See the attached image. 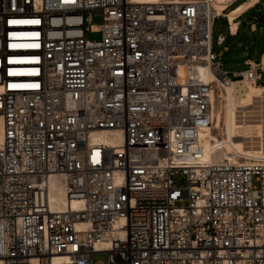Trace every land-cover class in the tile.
Masks as SVG:
<instances>
[{"label":"built area","instance_id":"built-area-1","mask_svg":"<svg viewBox=\"0 0 264 264\" xmlns=\"http://www.w3.org/2000/svg\"><path fill=\"white\" fill-rule=\"evenodd\" d=\"M214 4L0 0V264H264V161L198 149L213 94L264 71L219 68Z\"/></svg>","mask_w":264,"mask_h":264},{"label":"bare ground","instance_id":"bare-ground-1","mask_svg":"<svg viewBox=\"0 0 264 264\" xmlns=\"http://www.w3.org/2000/svg\"><path fill=\"white\" fill-rule=\"evenodd\" d=\"M133 1L152 2L156 0ZM231 1L215 0L214 6L218 13L226 16L230 30L234 31L239 14L257 0H246L223 13ZM260 64L264 68V53L261 56ZM198 71L202 79L206 80L210 77L207 67H199ZM242 81L245 85V91L240 94L237 101H233L231 97V82L213 94L212 122L209 127L203 129L198 135V149L205 160L220 161L229 159L230 161H237V158H251L264 161V149L259 146L260 144L255 147L254 144H247L249 141L244 142V138L247 139L253 137V135L259 137V140L263 136L264 85L254 84L246 79H242ZM252 106L257 109L252 111L253 114H249L247 109ZM212 129H219L218 135L213 134ZM1 138L2 118L0 116V141ZM90 138L108 146L117 145L121 141L117 131H95L90 134ZM51 187L54 191L49 194L50 206L61 210L66 204H69L64 198L63 189L58 180L54 178L51 181ZM70 206L75 208L78 206V202L72 200ZM79 226L82 227L83 225Z\"/></svg>","mask_w":264,"mask_h":264},{"label":"rangeland","instance_id":"rangeland-1","mask_svg":"<svg viewBox=\"0 0 264 264\" xmlns=\"http://www.w3.org/2000/svg\"><path fill=\"white\" fill-rule=\"evenodd\" d=\"M240 2L239 0H232L230 2V6L226 8L223 13L227 12L229 9H232L234 7V2ZM232 3V4H231ZM261 3L256 4L255 6V19H260L261 24L257 21V30H255L253 33H256V35L249 36L248 33V23L245 25L242 30L240 31L239 35L235 38H231L226 34V41L223 43V45L216 44V35L219 31L226 33L225 26L223 25L222 21L220 19H217L216 24L213 28L212 33V50L218 55L220 52H222L221 56L218 58L219 60V68L222 70H227L229 73L235 71V70H241L246 68V65L243 64V59L246 57L252 58L255 62L259 61V55L260 52H264V9L261 8ZM260 9V10H259ZM262 12V13H261ZM262 14V15H261ZM225 19V18H224ZM90 21L93 24L99 23L101 21V15L95 14L90 18ZM237 22V21H236ZM259 39L260 42L254 45L253 42H250L249 39L251 38ZM86 37L89 39H98L99 34L98 33H86ZM262 40V41H261ZM223 46H227L228 50L223 51ZM261 77H262V84L258 85H264V71H260ZM234 76H231V79H234ZM231 88V97L233 101H237L240 94L245 91V85L242 81V79L232 80L230 83ZM218 96V95H217ZM257 108H254L253 106L248 108L249 114H253V110ZM252 112V113H251ZM248 114V113H247ZM213 134L218 135L219 129H212ZM263 136L259 140V137H253L244 138V142H248L247 144H254L253 146L258 147L261 146L264 149V126L262 130ZM252 138V140H251ZM257 138V139H256ZM247 140V141H246ZM253 142V143H252ZM260 142V143H259ZM172 183L175 185H179L184 181V177L179 174L175 173L172 177ZM184 201H180L178 204H182ZM92 260L93 261H103L104 263H107V253H96L92 254Z\"/></svg>","mask_w":264,"mask_h":264},{"label":"crops","instance_id":"crops-1","mask_svg":"<svg viewBox=\"0 0 264 264\" xmlns=\"http://www.w3.org/2000/svg\"><path fill=\"white\" fill-rule=\"evenodd\" d=\"M240 2H234V7L239 5L240 3H243L244 1L246 0H239ZM258 3H261V8L264 9V0H257L256 2H254L252 5H250L248 8H246L241 14H239V16L237 17L236 19V27L234 29V31H228V28H227V24H226V16L221 14V17L219 18L220 20H223L222 23L223 25L225 26V30H226V33H223L221 31L218 32V34H224L225 35V39H224V42L226 41V34L231 37V38H235L239 35L240 31L242 30V28L247 25L248 23V33H249V36H252V35H256V33H253L255 30H257L258 28H260L259 26H257V21L261 24L262 22H260V19H257V20H254L255 19V6L256 4ZM232 4V3H231ZM230 6V3L228 4V6L226 8H228ZM225 8V9H226ZM260 10V9H259ZM264 12V11H263ZM262 13V12H261ZM262 15V14H261ZM264 15V14H263ZM225 18V19H224ZM216 24V23H215ZM215 26V25H214ZM250 42H253L254 45L255 44H259L260 40L259 39H256L253 38L249 39ZM262 41V40H261ZM223 42V43H224ZM222 43V45H223ZM260 45V44H259ZM261 46V45H260ZM223 49H225V51L228 50L227 46H223ZM260 53H263L262 51ZM261 54L259 55V58H260ZM254 61L252 58H249V57H246L243 59V64L246 65V62L247 61ZM243 70V69H241ZM241 70H235L233 72H238V71H241Z\"/></svg>","mask_w":264,"mask_h":264}]
</instances>
